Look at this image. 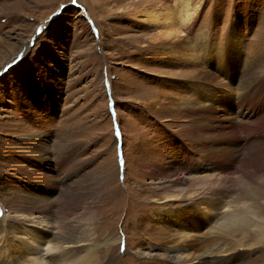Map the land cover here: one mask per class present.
Masks as SVG:
<instances>
[{
    "label": "rangeland",
    "instance_id": "rangeland-1",
    "mask_svg": "<svg viewBox=\"0 0 264 264\" xmlns=\"http://www.w3.org/2000/svg\"><path fill=\"white\" fill-rule=\"evenodd\" d=\"M176 1L0 0V215L82 237L96 264H172L139 254L178 241L156 212L194 210L164 202L166 184L224 181L232 205L250 183L264 193V0H190L165 41ZM248 238L230 264H264Z\"/></svg>",
    "mask_w": 264,
    "mask_h": 264
},
{
    "label": "bare ground",
    "instance_id": "bare-ground-1",
    "mask_svg": "<svg viewBox=\"0 0 264 264\" xmlns=\"http://www.w3.org/2000/svg\"><path fill=\"white\" fill-rule=\"evenodd\" d=\"M176 5L179 20H172L171 14L173 13H171L167 15L168 22L166 24H169L172 29L179 26V30L173 33L167 32L168 34L166 33L163 39L165 41L181 36L183 34L181 27L188 26L193 20V16H195L196 10L192 11L190 0H177ZM151 13L152 21L160 22L161 13ZM207 40V35L201 38L202 43L199 47L202 52H206ZM184 44L185 49L189 48L188 43ZM182 54L186 56L185 53ZM201 77L205 80L212 78H210L208 71L203 72ZM232 121L236 124L235 116ZM228 126L229 124L222 123L223 129ZM223 182L196 181V183L192 182L193 185L188 184L187 187L175 188L172 192L169 187H174L173 182L168 186L166 184L163 187L165 189L163 192L164 202H184L188 206H193L192 209L194 210L185 208L184 211H178L168 208L156 212L155 215L160 223H166L165 225L171 226L172 229L181 230L179 231L178 241L172 246L170 245V251L167 253H143L139 251V254L162 257L172 264H230L234 259L240 258L241 253L238 247L244 245L235 239L231 240L235 234L241 233L244 238L249 237V240H254L255 243L252 245H258L259 242L264 245V218L260 217V211L258 212L262 208L258 209V205H264V202L261 201V199H264V193L261 189H259L261 190L259 192L255 182L250 183V185L246 183L249 186L241 189L243 200L237 201L239 202L237 205H232L236 202L230 203L231 199L227 201L223 198L227 194V190L224 189L227 183L225 182L224 185ZM202 198L206 199V202H203ZM199 199H202V202H199ZM196 210L205 215V222L208 220L212 225L213 234L210 241H207V238L203 240V236L197 232L201 229V223L204 222L196 221L195 217L198 214ZM36 217L32 214H28L24 218L21 215L18 217L0 215V264L97 263L95 259L96 249L87 241L84 242V239L80 236H77V238H81V241L68 236H57L54 240H48L49 238L47 239L46 235L28 229L27 227L34 225V222L41 223V220L35 219ZM22 219L24 221H21ZM18 223L20 225L24 223L26 229L21 231L16 226ZM253 226L256 229H253ZM37 228L43 229V226Z\"/></svg>",
    "mask_w": 264,
    "mask_h": 264
}]
</instances>
